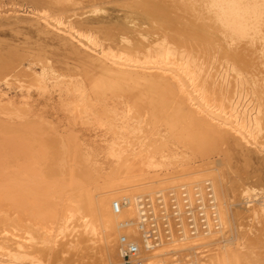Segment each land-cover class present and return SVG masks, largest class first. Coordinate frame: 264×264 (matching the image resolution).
<instances>
[{"label": "bare ground", "instance_id": "bare-ground-1", "mask_svg": "<svg viewBox=\"0 0 264 264\" xmlns=\"http://www.w3.org/2000/svg\"><path fill=\"white\" fill-rule=\"evenodd\" d=\"M7 2L0 0V22H21L37 48L35 55L0 53L7 60L0 92L12 73L35 81L19 86L27 90L21 102L0 99V256L17 264L28 246L58 260L69 243L71 250L96 251L99 264H121L125 237L140 249L133 264H207L188 252L221 243L240 225L244 216L232 207L238 180L260 172L256 181L264 182V0ZM26 4L31 13L19 14ZM32 89L71 97L59 104L65 119L34 110ZM78 124L101 130L102 145L87 143ZM50 139L61 153L55 170L47 163ZM217 154L221 163L209 167ZM175 181L182 184L162 188ZM146 198L152 209L161 199L167 213L168 232L157 220L161 243L150 250L140 225ZM199 199L207 227L196 222L192 233L185 201L195 206ZM9 242L16 245L11 251L23 252H7ZM210 256L208 264H250L246 253L228 247Z\"/></svg>", "mask_w": 264, "mask_h": 264}, {"label": "rangeland", "instance_id": "rangeland-1", "mask_svg": "<svg viewBox=\"0 0 264 264\" xmlns=\"http://www.w3.org/2000/svg\"><path fill=\"white\" fill-rule=\"evenodd\" d=\"M8 0H6V3H8L7 2ZM8 6V5H7ZM31 8L30 7H28V5L26 4V5H24V6H22V7H19V9H18V13L19 14H23V15H29L30 13H31V11L32 10H30ZM0 15H2L1 13H0ZM11 20H5L4 22H3V20L0 22V53L1 54H3V55H5V56H8V53L9 52H13V51H18L17 53L18 54H24L25 52L27 53V54H29V55H35L36 53V50H32V48L34 49V48H37V46H36V44L35 43H33L34 42V40L32 39V36H33V34L32 33H30L28 30H25L24 28L22 29V27H20V25H22V23L20 22H18V24L15 22V21H11ZM10 22V23H9ZM16 26H18L17 28H16ZM14 29V30H13ZM21 29V30H20ZM32 35V36H31ZM28 37H29V40H28ZM31 37V38H30ZM10 42V43H9ZM17 46V47H16ZM11 48H16V49H11ZM26 48V49H25ZM12 50V51H11ZM34 52V53H33ZM6 53H7V55H6ZM25 53V54H26ZM0 57H2V56H0ZM8 57H10V58H12V56L10 55V56H8ZM17 59V58H16ZM5 62H7V60L6 59H4L3 57H2V59L0 58V66H5ZM70 62H72V61H70ZM22 66L26 69L27 67H28V60H23L22 61ZM35 70L36 71H38V68L37 67H35ZM10 72V71H9ZM5 73H8V71H6ZM28 73H31V72H28ZM33 76H31V75H29V74H20V75H18L17 73H12L11 74V85L6 89L5 87H1V90H2V92H0V99L3 97V98H6V100H5V102H7V99L8 98H10V100H14L15 102H17V103H19V102H21V100L22 99H24V97H25V95H26V88L24 87L23 89H21V87H19L20 85H23V86H28V85H30V84H34L35 83V81H34V79L32 78ZM68 79V78H67ZM57 91H55V93H54V90H51L50 91V93H47V94H44V95H40L37 91H35L34 89H32L31 90V92H30V101L32 102V105H33V109L34 110H36L37 109V111L38 112H43V111H45V112H43V113H45V115L48 117V118H52L54 115L53 114H55L57 117V119L60 121V120H62L63 118L65 119V115H64V113L62 112V110H61V105H59V104H62V101L63 102H68L70 99H71V97H67V96H62L59 92H57ZM53 93V94H52ZM4 94V95H3ZM37 94H38V96H37ZM50 94H51V96H50ZM37 96V97H35V96ZM42 96V98H40ZM46 96V97H45ZM49 97V98H48ZM52 97V98H51ZM60 97H62V98H60ZM33 98H35V99H33ZM46 98H48L49 100H47L46 101ZM55 98V99H54ZM60 101H59V100ZM45 100V101H44ZM55 100V101H54ZM62 100V101H61ZM65 100H67V101H65ZM34 101V102H33ZM53 101H54V103H53ZM45 102V103H44ZM41 103V104H40ZM45 104V105H44ZM53 104V105H52ZM41 105H42V107H41ZM49 105H51V106H49ZM36 106V107H35ZM39 106V107H38ZM46 106H48V107H46ZM54 108H53V107ZM38 107V108H37ZM57 107V108H56ZM36 108V109H35ZM40 109V110H39ZM55 110V111H54ZM58 112H57V111ZM57 113V114H56ZM48 114V115H47ZM61 114H63V117H62V115ZM51 115H53V116H51ZM51 116V117H50ZM61 116V117H60ZM55 117V116H54ZM54 117L52 118V120H54L55 122L57 121L58 122V120L56 119H54ZM62 125H64V123H61ZM80 125V126H79ZM85 125V124H84ZM83 125V127H85ZM81 126H82V124H78V126L77 127H79L78 128V130H80L81 131V133L83 132L82 130H85V128L87 129L86 130V132L84 131L82 134H83V139L87 142V143H89V141H90V143L92 142V140H93V142L94 143H99L98 145H102V143L104 142V140H102L101 138H103L101 135H102V131L100 130V131H97L98 129L96 128V126H94L93 127V125H90L91 127H89V126H86L84 129H83V127L81 128ZM1 128H3V127H1ZM97 130H96V129ZM90 130H92L91 132H89ZM96 131V133H95V131ZM93 131H94V133H93ZM92 134V135H91ZM93 134H95L94 136H93ZM86 135V136H85ZM87 135H88V137L89 138H87ZM91 135V136H90ZM98 136V138H97V136ZM100 136H101V138H100ZM87 139H86V138ZM93 138V139H92ZM95 138H96V140L98 141H96L95 140ZM88 140V141H87ZM51 141V142H50ZM50 141H47V143H46V145L48 146V152H49V154L50 155H48V160H47V163H49V165L51 166V168L53 167V169L55 170V164L54 163H57V161H58V159H59V156H61V153H60V151H59V148H58V143L55 141V144H53V141L50 139ZM101 141H102V143H101ZM50 142V143H49ZM91 143V144H94V143ZM135 142V141H134ZM56 143H57V145H56ZM51 144H53V145H55V146H52ZM96 145V144H95ZM51 146V147H50ZM51 148V149H50ZM54 148H56V149H54ZM51 150V151H50ZM53 152H54V154H53ZM57 154V157L55 156ZM50 157H51V159H50ZM222 156L221 155H219V154H217V155H213L212 156V159H213V161H212V163H214V162H217V163H215V164H212V165H210L209 167H215L217 164H220L221 163V158ZM53 160V161H52ZM57 160V161H56ZM199 160H201L200 158H196L194 161H195V166L196 165H200L201 164V161H199ZM210 160H211V158H210ZM217 160V161H216ZM52 161V162H51ZM55 161V162H54ZM219 166H221V165H219ZM218 166V167H219ZM240 166L243 168V166L241 165V164H239V168H240ZM217 167V166H216ZM223 167V166H222ZM202 167H198V169H201ZM203 169H204V167H203ZM46 171H48V169L46 170ZM56 172V171H55ZM251 172V171H250ZM55 174H57V172L55 173ZM175 175L174 176H179L180 174H176V173H174ZM261 174L262 173H260V172H258V173H254V174H252L250 177V179H248V180H246L245 182L242 180V179H240V180H238L239 179V177L238 176H235V175H233V176H235V178L238 180V182H239V184H238V190H241V191H243V189H244V191L241 193V191H240V194L238 195L239 197V200L240 199H242V201L240 200H237L236 201V203L234 202V204L235 205H233L232 207L235 209V210H237V211H239L240 213H241V215H242V218H243V216H244V219H242L241 220V222H240V225H239V223L237 222V225H235L236 223H234V225L236 226V229L234 230V231H232V232H230V233H228V236L227 237H225L224 239H222V241H221V243H219V244H215L214 246H211V245H213V244H210V245H207V246H203V247H199L197 250H195V251H191V252H188V256H187V258L189 257V259H193L194 258V256L196 255V253H198V257L199 258H202V260H203V263H205L206 261V263L208 264L210 261H211V259H209L211 256L210 255H212L214 252H216L217 250H218V248L219 247H228L229 249L231 248V249H233V250H237V251H239V252H242V253H246V256H247V258L250 260V264L252 263V264H264V233H262L261 231H263L262 229H263V225H264V212L263 211H261V210H264V182H263V184H262V182H257L256 181V176L258 177V175L259 176H261ZM256 175V176H255ZM56 176V175H55ZM255 176V178H252V177H254ZM203 179H205L206 177L205 176H203L202 177ZM251 179H255L254 181L252 180L251 181ZM242 180V181H241ZM207 183V182H206ZM182 183L181 182H179V181H175L174 182V184H170V185H166L165 187H162V188H174V187H178L179 185H181ZM207 184H209V182L207 183ZM207 184H205V186L207 185ZM261 184V185H260ZM247 189V190H246ZM154 190H159V187H156V189L154 188ZM183 190V189H182ZM245 191H248L247 193H245ZM147 192H149V191H147ZM147 192H142V193H140V194H143V196L145 197V196H147ZM145 193V194H144ZM244 193L246 194V195H244ZM173 194V192H171V195ZM241 194H243L244 195V198H243V195H241ZM121 195H123V194H121ZM157 195H160V193H158ZM242 197V198H241ZM246 197V198H245ZM171 199H174L175 200V198H174V196H171L170 197ZM170 199V200H171ZM245 199V200H244ZM247 200V201H246ZM169 201V200H168ZM175 202H176V200H175ZM168 203H170V201L168 202ZM176 204V203H175ZM249 205V206H248ZM256 206V207H255ZM258 206H260V207H258ZM126 207H128V206H126ZM241 207H242V209H241ZM246 207V208H245ZM250 207V208H249ZM169 208H170V206H169ZM247 208H249V209H255V210H257L259 213L258 214H256V213H253V212H248V210H247ZM159 209V208H158ZM158 209H156V208H153L152 210H153V216H157V213H158V216L156 217L157 219H156V221L158 220V223L160 224V221H161V223L165 226V221L163 220V218H160V217H163L164 215L162 214V212L160 211V210H158ZM245 210V211H244ZM247 211V212H246ZM248 213V214H247ZM250 213V214H249ZM252 213V214H251ZM161 216H160V215ZM255 214V215H254ZM246 217V218H245ZM243 221L245 222V223H243ZM164 222V223H163ZM248 222V223H247ZM162 224H160V225H162ZM162 225V226H163ZM178 225V224H177ZM261 225V226H260ZM161 226V227H162ZM163 226V227H164ZM167 226V225H166ZM165 226V227H166ZM235 226H234V228H235ZM257 226V228H256V230H255V227ZM258 227H262V228H259L258 229ZM243 228H244V230H243ZM238 230H240L241 231V234L240 233H238ZM254 230V231H253ZM257 230H259V231H257ZM261 230V231H260ZM239 231V232H240ZM242 231L244 232V233H242ZM250 232V233H249ZM259 232V233H258ZM264 232V231H263ZM232 233V234H231ZM247 233H249L250 234V237H248L249 235L247 234ZM252 233V234H251ZM260 233H262V235H260ZM230 234V235H229ZM247 234V235H246ZM260 235V238L262 237V239H259L258 238V241H254L255 239H256V237H258L257 235ZM245 237H244V236ZM253 235V236H252ZM254 235H256V237L254 236ZM240 236H242V237H240ZM255 238L253 241L250 239V238ZM72 240H74L73 238H72V235H71V237L69 236L68 237V241H70V243L71 242H74V241H72ZM248 238V240H245V239H247ZM249 239L251 240L250 242H255L256 244H251L250 242H249ZM257 240V239H256ZM248 241V242H247ZM258 242V243H257ZM9 244H11L10 246H9ZM258 244V245H257ZM68 246H64L62 249H61V252H60V257H59V259L57 260V258L56 259H53L54 258V256H52V253H46L45 252V255L47 254V257L46 256H44L43 254V257L41 258V253H44V251H42V249H41V252L39 251L40 249H36V248H38V247H36L35 249L34 248H27L28 246H25L24 248H26V249H21V250H23V251H20V250H18L17 248L15 249L16 251L15 252H23V254H24V260L23 261H20L19 263H17V264H25V262H28V264H39V261H38V259L40 260V259H43V261L42 260H40V264H99V258H100V256H99V254H97L96 253V251H89V253H87L88 251L87 250H80L81 251V253H79L80 251H76V250H74L73 248H72V250H71V245L68 243L67 244ZM252 247H250V246ZM38 246V245H37ZM41 245H39V247H40ZM218 246V247H217ZM6 247H9L8 248V250L6 249V251L7 252H11V253H13L14 251H11L12 249H14V247H16V245H14V244H12L11 242H9L8 244H7V246ZM251 248V249H250ZM10 249V250H9ZM30 251H32L33 249V253L31 252V254H30V252H29V250ZM216 249V250H215ZM28 250V251H27ZM35 250H37L38 252H39V254H36V253H38L37 251H35ZM74 250V251H73ZM36 253H35V252ZM76 251V252H75ZM258 251H260V252H258ZM14 252V253H15ZM26 252H28V254L26 253ZM79 254H78V253ZM91 252V253H90ZM195 252V253H194ZM256 252H258V253H256ZM193 253V254H192ZM28 255V257H27V255ZM72 254V255H71ZM200 254V255H199ZM30 255H32L31 256V258H33V261L35 262V261H37L38 263H34V262H32L31 260V258H30ZM36 255V256H35ZM40 255V256H39ZM76 255V256H75ZM78 255V256H77ZM90 255V256H89ZM33 256H35V257H33ZM39 256V257H38ZM202 256V257H201ZM210 256V257H209ZM1 257L2 256H0V259H1ZM48 257H49V259H48ZM176 257H178V255H176ZM175 257V258H176ZM209 257V258H208ZM3 259H1L0 261L2 262H0V264H4L5 262H9L8 264H16V263H14V262H11L10 260L9 261H7L8 259H7V257H5V256H3L2 257ZM29 258V259H28ZM179 259L181 258V256H179L178 257ZM46 259V260H45ZM122 259V258H121ZM184 259V258H183ZM5 261L4 263H3V261ZM98 260V261H97ZM205 260V261H204ZM25 261V262H24ZM30 261V262H29ZM47 261H48V263H47ZM70 261V262H69ZM21 262H23V263H21ZM134 262V261H133ZM133 262H132V264H133ZM182 264V262H180V260H179V262H178V264ZM5 264H7V263H5ZM27 264V263H26ZM121 264H124V262L121 260Z\"/></svg>", "mask_w": 264, "mask_h": 264}, {"label": "built area", "instance_id": "built-area-1", "mask_svg": "<svg viewBox=\"0 0 264 264\" xmlns=\"http://www.w3.org/2000/svg\"><path fill=\"white\" fill-rule=\"evenodd\" d=\"M207 190L210 192L211 187L209 184L206 185ZM173 196V194L171 195ZM185 197V195H183ZM211 196V194H210ZM199 195L197 196V198ZM185 215L187 217V222L189 228L192 230V233H194V230L196 229V225L198 224L201 226L202 229H206L207 223H206V208L203 204V202L199 199L196 201L195 206H190L187 201H185ZM159 209L162 211V214L165 215L163 220L166 222L167 225V216L166 211L164 210V205L161 199L158 200ZM211 205V204H209ZM170 211L173 213L174 218L176 219V222L179 223V217H178V210L177 205L175 204V200H170L169 203ZM114 209L118 213L120 210L119 204H114ZM141 209L144 211L143 213V219L141 220V231L143 232V239L145 241L146 249H153L155 247H158L161 243V236H160V229L158 227L157 221L154 219L153 216V210L151 208V204L149 202V198L144 199L141 201ZM197 217V218H196ZM177 228H180V224L177 225ZM168 232V227L162 226V233ZM121 243L123 245L122 247V259L124 264H132V262L137 258L140 249L138 245L135 243L129 242L125 237H122Z\"/></svg>", "mask_w": 264, "mask_h": 264}]
</instances>
